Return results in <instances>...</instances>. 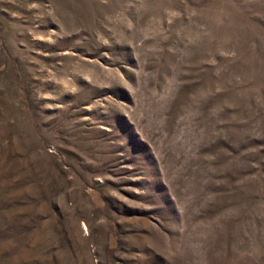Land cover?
Instances as JSON below:
<instances>
[{
  "label": "rangeland",
  "instance_id": "1",
  "mask_svg": "<svg viewBox=\"0 0 264 264\" xmlns=\"http://www.w3.org/2000/svg\"><path fill=\"white\" fill-rule=\"evenodd\" d=\"M0 264H264V0H0Z\"/></svg>",
  "mask_w": 264,
  "mask_h": 264
}]
</instances>
